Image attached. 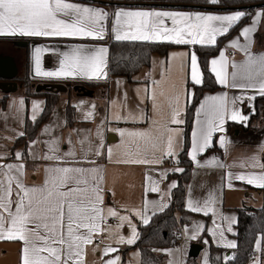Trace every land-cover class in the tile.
I'll use <instances>...</instances> for the list:
<instances>
[{
    "label": "crops",
    "instance_id": "0c3cea01",
    "mask_svg": "<svg viewBox=\"0 0 264 264\" xmlns=\"http://www.w3.org/2000/svg\"><path fill=\"white\" fill-rule=\"evenodd\" d=\"M71 2L79 3L83 6L100 8L110 14L108 20L105 21L106 35L104 39L0 36V39H17L19 41L16 43L22 44V46L17 47L24 52L26 58L28 57L29 76L31 79L41 84H63L67 87L68 84H70L71 86L70 93L67 91L64 94H60L59 102L50 119L39 129L38 135L34 139L38 141V143L31 149V152L35 153L37 156H42L46 151L43 141H47L51 138H60L61 152L68 151L74 145L76 158L79 160L83 156L80 144L81 139H85L86 141L90 140L93 146H98L102 143L104 146V155L97 157L93 154H88L87 158L89 160H95L96 164L103 169V207L105 210L107 208H114L121 216H128L131 220V225L135 226L138 233L139 226L144 224L138 216L133 214L132 210L142 209L145 200L154 201L156 204H159L161 202V197H164L163 202L167 203L169 206L172 201V193L175 189L170 188V185L173 183L178 185V177L173 174L180 173L175 171V169H184L179 164V156L184 146L186 109L194 94L193 86L202 85L194 84L190 79V55L193 52L196 54V46L204 45L175 44L177 47L170 50L166 56L158 53L154 54L152 56L151 65L141 69L132 80L121 76L110 79V43L116 41L114 39V34L111 31L113 26V18L111 14L118 8H125L128 10L181 11L188 13L200 12L214 15H228L241 10L214 12L199 8L124 7L113 4L108 0H71ZM258 12L264 13V8L257 9L253 13L251 21L243 25L236 34L223 44L220 52L224 51L229 57L230 62H242L245 60L246 56L243 51L232 48L229 45L237 38H239L241 44L247 43V41L240 36V32L244 27L252 24V21ZM167 23L170 26L171 22L167 21ZM236 25H234L229 32ZM256 29V32L253 34L251 51L254 54H261L264 53V15L261 16L260 23L256 25ZM226 35L218 36L217 41L219 38ZM2 42L13 44L6 40H2ZM25 43L27 44L26 46L23 45ZM74 46H83L90 51L98 48H107V68L105 69L107 72V78L100 80H89L81 77L64 79L45 78L35 75L34 50L36 47L47 49V51L42 54L41 66L46 71H53L59 67V60L62 58L61 53L69 51ZM174 53L184 55L173 58ZM219 54L211 58V60L219 58ZM235 54L237 56H234ZM196 56L202 73L198 55L196 54ZM12 58L18 67L16 58ZM211 60L209 63L210 71ZM231 71H233V69L229 67V72ZM212 74L214 75V73ZM15 82L19 85L17 81ZM86 83H107V87H97L88 90L85 87ZM189 83L192 84L191 87H189ZM217 84L219 85V89L215 92L204 93L195 109L194 121L191 128V143L188 153L192 166L189 169L188 184L184 200L185 209L190 211L187 208V201L189 199L200 202L202 205L204 200L208 199L209 194H212L216 200V203L213 205L215 213L213 214L210 212L208 215H204L203 212L190 211L194 214V219L190 224L182 227L180 243L172 248H158L155 250L158 255L163 254L167 256L166 264H170V262H172V264H205V261H207V264H210L211 244L223 248L227 253L230 252L232 254V251L236 247L229 248L226 244L227 242H234L237 245L236 226L239 215L238 211L244 207L260 208L262 207L261 204H264V189L249 185L244 181L234 178L240 174H260L264 172V167H260V165H264V130H244L235 127L231 129L229 128L230 124L242 126H247L249 124L250 117L255 112V99L260 95L257 91L252 89L225 87L218 82ZM19 90L21 91L24 89H22L20 85L15 93H7L0 89V99H2V96H8L6 108L0 109V143L3 141L6 142L4 146H0V156L5 157L4 160H0V163L17 162L14 154L17 151L23 153L24 147H20L14 151L13 145L16 140L21 137L19 136V133H25L27 120L29 119L33 121L31 116L33 115L34 102L39 104L40 109L36 113L37 119L41 116L45 107L46 100L44 97L35 96L30 98V100H27L25 91L23 92V95L16 96ZM153 92L156 94L155 103L159 106L158 108H154V102L151 98ZM82 93H85V95H80ZM222 94H227L230 101L236 97H244L242 101L237 100L235 107L240 110L243 115L248 116V120L245 123L227 120L224 124L226 131L223 133H214L211 147L207 148L203 153L197 154V160L200 162V165H197V163L191 159L193 145L192 133L198 128L197 119L201 121H204L205 119L203 114L199 117L197 116L198 109L206 97ZM249 96H255V99H247ZM21 99L24 101L23 107L19 105ZM69 104H71L76 111L75 123L71 127L67 126V107ZM93 105L95 106L94 109L92 108ZM173 109L179 110L180 115L178 118L182 120L183 123H170ZM89 111L93 112V117L91 119H85V114ZM117 113L122 117H128L131 113L135 115L137 119L135 121L131 119L116 120L114 117ZM45 128L49 129L48 133H44ZM98 128L101 132L100 136H97ZM166 128L176 130L171 133L175 139V154L173 156H165L162 163L158 164H124L115 162L124 158V153L127 147L125 145V137L120 135V130L143 131L152 129L154 135H159L163 132L166 140L168 134L165 131ZM221 136H225L229 141L225 147L220 146L219 140ZM69 137H71V144L68 143ZM87 147L88 145L85 143L84 148L87 149ZM161 147H163V145H161ZM212 147L215 149H211ZM108 148L112 149L111 160L107 158L106 150ZM156 155L159 156L160 152L157 151ZM149 158H151V156H149ZM213 158L218 161V164L208 166L206 162ZM24 163V182L27 185L32 186L42 185L46 176V167L56 162L34 160L32 155H30L27 146V155L24 157ZM219 165H223V167H220ZM73 166L87 168L95 165L82 163ZM229 174H231V178ZM148 177H151L150 181L147 179ZM152 182H156L159 185L161 189L160 193L146 191V189L151 186ZM229 183L232 185L231 188L228 187ZM255 197H263V203L259 206L256 205L259 200H255ZM255 202L256 204H254ZM153 211L159 213L158 209L150 204L148 215L151 216ZM233 219L235 222L230 223ZM110 221L113 223L116 222L114 217L109 220L107 218L104 227L107 228L109 225L108 222ZM118 224H120V222L114 226L111 225V231L115 232ZM197 225H202L203 228L197 235L196 239H190ZM129 227L130 225L128 222H124L123 229H125L127 234L130 232ZM229 227L232 228L231 232L228 231ZM185 229H187V231ZM221 231L223 232V236L220 235ZM103 233L94 236L93 244L86 246V264H105L106 260L114 259L117 256L120 258L118 264H125L124 259L122 261V256L124 250L129 248L128 245L126 243H123V245L117 243V238L114 236L112 239H108L110 243H106L102 236ZM98 239H102L101 244L97 242ZM193 244H200L202 246V250L196 258L190 256L191 246ZM108 246L116 248L118 251L105 256L103 254V249ZM21 247V242L0 240V264H21ZM164 250H170L171 254H168ZM191 259L194 261H191ZM248 264H254V261H251Z\"/></svg>",
    "mask_w": 264,
    "mask_h": 264
},
{
    "label": "snow or ice",
    "instance_id": "6c2138e0",
    "mask_svg": "<svg viewBox=\"0 0 264 264\" xmlns=\"http://www.w3.org/2000/svg\"><path fill=\"white\" fill-rule=\"evenodd\" d=\"M212 5L219 4L221 0H207ZM109 13L100 8L83 6L71 0H0V36H23V37H79L91 39H104L106 35L105 21ZM264 13H257L250 26L244 27L240 36L247 43L241 44L239 38L230 43V47L239 49L245 53L242 62L229 61V57L221 51L219 58L211 60V72L216 81L231 88L252 89L264 96V53L254 54L251 51L253 34L256 25L260 23ZM113 26L111 28L116 41H144V42H169L177 45H215L218 36L226 35L229 30L245 17V12L236 11L228 15L204 14L200 12L188 13L181 11L162 10H128L118 8L111 14ZM170 21L171 24L167 23ZM47 51L43 47L34 50L35 75L45 78H86L106 79L107 48L95 50L85 49L83 46H74L69 51L61 53L59 67L53 71L42 68L41 57ZM184 54H173V58ZM190 79L194 84H202L203 76L199 68L198 59L193 52L190 55ZM229 67L233 71L229 72ZM154 108L159 106L155 103L156 94L151 96ZM244 97H236L229 100L227 94L208 96L201 103L197 116L201 114L204 121L197 119L198 128L193 131V145L191 152L192 161L200 165L197 154L203 153L211 147L213 134L225 132L224 124L227 120L245 123L248 116L242 114L235 105L237 100ZM254 100L255 96L247 97ZM178 103V98H177ZM19 105L23 107L21 99ZM94 109L95 106L93 105ZM39 104H33L31 119L36 121V113ZM178 109L171 113V124L183 123L179 117ZM93 112L85 114V119H91ZM116 120L131 119L137 117L129 114L122 117L117 113ZM168 133L161 132L154 135L152 129L143 131L120 130V135L125 137L126 150L124 158L115 161L124 164H158L162 163L165 156L175 154V139L171 134L176 130L166 128ZM49 129L45 128L44 133ZM178 134V132H177ZM20 132L19 136H24ZM97 129V136H100ZM38 141L29 142L28 150L34 160L54 161L45 169V180L42 185L29 186L24 182L25 163L24 154L15 152L16 163H0V240L21 242V264H86V246L93 244L94 236L100 235L110 228L104 227L108 217H117L123 227L124 222L132 227L130 238L120 236L117 243L134 244L138 239V233L128 216H121L114 208L103 207V169L96 164L95 160H89L88 154L97 157L104 155L103 144L93 146L90 140L81 139V159L76 158V150L73 145L66 152H61L60 138H51L43 141L46 151L42 156L31 152ZM71 142V137L68 139ZM87 143V149L84 148ZM220 146L225 147L229 141L225 136L219 140ZM163 145V147H161ZM107 158L111 160L112 149L108 148ZM157 151L160 155L157 156ZM151 156V158H149ZM5 157L0 156V160ZM88 163L93 167L73 166L75 164ZM208 166L218 164L213 158L206 162ZM223 167V165H219ZM255 166V165H254ZM264 167V165H260ZM177 172L184 169L177 168ZM231 178V174H229ZM249 185L264 189V172L260 174H240L234 177ZM149 181L151 177L147 178ZM175 183L170 188H176ZM229 188L232 185L229 183ZM148 192L160 193L161 189L156 182L146 189ZM156 204L154 201L145 200L142 209L132 210L144 225H148L152 215H148L149 205H154L159 212H163L168 204L163 202ZM215 197L209 194L208 199L200 202L189 199L187 208L193 212H203L208 215L215 213L213 205ZM234 219L230 223H234ZM202 225H197L190 239H196L202 230ZM187 231V229H185ZM228 231H232L229 227ZM223 236V232L220 233ZM229 248H235L234 242H227ZM256 250L261 251V242H256ZM118 249L111 246L103 249V254L108 256ZM155 251V250H154ZM171 254L170 250H164ZM119 257L108 259L105 264H118ZM172 264V262H170ZM207 264V261H205ZM254 264H260L259 259Z\"/></svg>",
    "mask_w": 264,
    "mask_h": 264
},
{
    "label": "trees",
    "instance_id": "16d2710c",
    "mask_svg": "<svg viewBox=\"0 0 264 264\" xmlns=\"http://www.w3.org/2000/svg\"><path fill=\"white\" fill-rule=\"evenodd\" d=\"M118 6L124 7H153V8H199L206 11L230 12L245 11V17L224 37L218 39L213 46H196L195 52L198 55L200 67L203 73L202 85L193 86L194 94L189 101L185 115L184 146L179 156V164L184 168L183 172L177 175L178 185L172 193L171 204L163 212L156 213L148 225H140L138 229V239L133 247L126 248L123 252L124 262L126 256L133 249L140 251V264H166L167 256L158 255L154 250L168 249L177 246L181 240L182 227L188 225L194 219V214L185 209L184 200L186 187L188 184L189 169L192 162L188 157L191 143V128L194 121L195 109L206 92H215L219 89L214 75L211 73L209 63L211 58L218 55L225 41L236 34L239 29L249 23L253 13L264 8V0H221L219 4L212 5L207 0H108ZM255 6V7H253ZM245 7H252L244 10ZM16 44L17 39L2 38ZM177 45L172 43H147V42H122L113 41L110 43L109 56V76L125 77L132 80L141 69L151 65L152 56L156 53L166 56L168 52ZM21 68V75L15 78L25 91L27 100L35 96L44 97L45 107L41 116L36 121L27 120L25 125V135L18 138L13 145V150L24 147V157L27 155V146L38 135L41 126L46 123L56 105L59 102L60 94L42 88L43 84L36 82L29 76L28 57L24 60ZM1 81V80H0ZM86 88H105L107 83H86ZM189 83V87H191ZM41 88L39 91L37 90ZM68 93L71 86L68 84ZM8 96L0 99V109H5ZM255 112L251 115L247 126L230 124L229 128H239L244 130L256 129L264 130V96H258L254 104ZM75 108L69 104L67 107V126L71 127L75 123ZM211 149H215L212 147ZM238 221L236 226V248L229 258H226V250L215 245L210 246V264H248L251 262L252 254L256 251V242H261L260 263L264 264V204L260 208L244 207L238 211ZM191 261H194L191 259Z\"/></svg>",
    "mask_w": 264,
    "mask_h": 264
},
{
    "label": "rangeland",
    "instance_id": "374dc122",
    "mask_svg": "<svg viewBox=\"0 0 264 264\" xmlns=\"http://www.w3.org/2000/svg\"><path fill=\"white\" fill-rule=\"evenodd\" d=\"M17 46H18L17 43L16 44H10V43H7V42H1L0 41V58L1 57H14V58H16V61H17L18 65H21V67H22V66H24L25 55H24V52L21 49H19V47H17ZM21 73H22V70L20 68L19 69V75H21ZM53 85L54 84H43L41 87L44 88V89H49ZM54 91H56V90H54ZM23 92H24V90H21V91L19 90L18 94L16 93L17 94L16 96L23 95ZM12 93H15V92H12ZM58 93L59 94H64V92H58ZM80 95H85V93H82ZM2 98H3V96H2ZM5 144H6V142L3 141V142L0 143V146L2 147ZM259 198L255 197V200H259V201H257V204H256V202L254 203V204L258 205V206L261 203H263V197L260 198V199ZM261 205L263 206V204H261ZM111 218L112 217H108V220L111 219ZM114 219L116 220V222H114V223L111 222V221L108 222L109 225H108L107 228L111 229V227H110L111 225L114 226L115 224L120 222L117 217H114ZM129 231H130L129 234H127L125 232V229H123V227H120V228H117L115 232L111 231V230L110 231H105L102 234V236H103V239L105 240L106 243H110V241L108 239H112L113 236L117 238L116 241L119 239L120 236L125 237V239L130 238L131 235H132V227L131 226L129 227ZM135 243L131 244V245H129V244H127V245H128V247H133L135 245ZM110 245H114V244H110ZM258 252H259V255L261 257V251H258ZM122 261H123V256H122ZM125 264H139V251L137 249H133V250H131V252H129V254L126 256Z\"/></svg>",
    "mask_w": 264,
    "mask_h": 264
},
{
    "label": "water",
    "instance_id": "95a60500",
    "mask_svg": "<svg viewBox=\"0 0 264 264\" xmlns=\"http://www.w3.org/2000/svg\"><path fill=\"white\" fill-rule=\"evenodd\" d=\"M255 7V6H253ZM252 7H245L244 10H249ZM18 46H22L21 43H17ZM26 46L27 44H23ZM18 75V67L12 57H1L0 58V89L4 92H16L19 88V85L14 81ZM41 88H38V91ZM50 91L56 90L57 92H67L68 87L62 84H54L51 88L46 89ZM89 93V92H87ZM202 246L200 244H193L191 246L190 256L193 258L198 257ZM231 253H227L226 258H229Z\"/></svg>",
    "mask_w": 264,
    "mask_h": 264
},
{
    "label": "built area",
    "instance_id": "2783aa9c",
    "mask_svg": "<svg viewBox=\"0 0 264 264\" xmlns=\"http://www.w3.org/2000/svg\"><path fill=\"white\" fill-rule=\"evenodd\" d=\"M234 56H237L236 54ZM97 242L99 244L102 243V239H98ZM260 258V255H259V252L258 251H255L253 254H252V257H251V261H254L256 259H259Z\"/></svg>",
    "mask_w": 264,
    "mask_h": 264
}]
</instances>
